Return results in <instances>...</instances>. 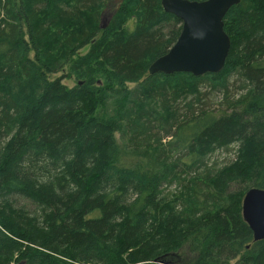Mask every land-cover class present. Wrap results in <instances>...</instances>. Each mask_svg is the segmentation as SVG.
<instances>
[{
  "label": "trees",
  "instance_id": "1",
  "mask_svg": "<svg viewBox=\"0 0 264 264\" xmlns=\"http://www.w3.org/2000/svg\"><path fill=\"white\" fill-rule=\"evenodd\" d=\"M105 2L0 0V264H264L241 216L264 190V0L228 10L200 77L148 75L181 31L160 0L101 28Z\"/></svg>",
  "mask_w": 264,
  "mask_h": 264
},
{
  "label": "water",
  "instance_id": "2",
  "mask_svg": "<svg viewBox=\"0 0 264 264\" xmlns=\"http://www.w3.org/2000/svg\"><path fill=\"white\" fill-rule=\"evenodd\" d=\"M239 3L240 0H160L163 11L181 22V31L167 53L150 64L148 75L187 73L200 77L221 72L230 50L223 20L228 10ZM241 216L253 241L264 240V190L251 188L245 192Z\"/></svg>",
  "mask_w": 264,
  "mask_h": 264
},
{
  "label": "rangeland",
  "instance_id": "3",
  "mask_svg": "<svg viewBox=\"0 0 264 264\" xmlns=\"http://www.w3.org/2000/svg\"><path fill=\"white\" fill-rule=\"evenodd\" d=\"M106 8L104 9V16L101 20V27L107 26L111 18L116 14L118 9V0H106ZM135 24L134 19L128 18L123 24V31H130L133 29ZM89 47L83 48L79 53L80 55H84L88 52ZM32 58V55L30 56ZM68 70L65 69L61 73L57 74L55 77H61L62 75L66 74ZM62 84L68 87H72L74 83V79L70 77L62 78ZM207 106L210 107L211 110H215L220 107V98L214 97L210 98L207 102H205ZM234 148L230 147L228 150L216 151L213 154L207 157L209 164H213L216 168H220L223 165L231 162L234 159L235 152ZM195 256L189 254L185 249L180 251L179 254V263L180 264H193Z\"/></svg>",
  "mask_w": 264,
  "mask_h": 264
}]
</instances>
